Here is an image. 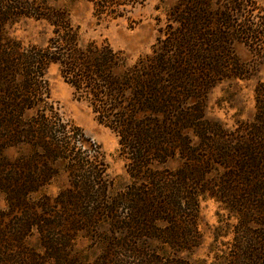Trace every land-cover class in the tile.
<instances>
[{
    "label": "trees",
    "instance_id": "obj_1",
    "mask_svg": "<svg viewBox=\"0 0 264 264\" xmlns=\"http://www.w3.org/2000/svg\"><path fill=\"white\" fill-rule=\"evenodd\" d=\"M98 19L147 0H85ZM171 1L150 52L132 60L86 39L61 0H0V264H199L202 201L235 226L215 264H264V79L255 114L208 115L213 90L249 74L237 43L264 60L258 0ZM51 28L45 44L12 34L22 19ZM56 64L75 96L119 137L129 181L117 187L101 146L51 95ZM59 183L56 195L45 187ZM233 226V224H232Z\"/></svg>",
    "mask_w": 264,
    "mask_h": 264
},
{
    "label": "rangeland",
    "instance_id": "obj_2",
    "mask_svg": "<svg viewBox=\"0 0 264 264\" xmlns=\"http://www.w3.org/2000/svg\"><path fill=\"white\" fill-rule=\"evenodd\" d=\"M264 4V0H258ZM70 9L74 24L79 25L86 39L101 41L107 39L116 49L126 51L132 60L150 52L158 36V30L164 25L166 9L171 1L147 0L137 6L127 17L117 19H98L93 14V6L85 0H61ZM12 34L24 44H45L51 35V28L43 20L22 19L12 27ZM236 51L247 64L249 74L235 83H225L216 87L209 100L208 115L217 118L229 126L238 119L250 120L255 114V87L264 79V60L257 57L252 49L243 43H237ZM51 95L61 115L80 126L87 137L101 146L108 163V173L117 187L129 181L125 169V160L119 154V137L110 128L100 123L89 104L78 99L73 88L62 77L59 67L52 64L47 71ZM45 192L56 195L59 183L53 182L45 187ZM0 206L4 202L0 200ZM224 213L213 199L202 201L200 207L199 229L202 244L190 255L199 264H215L218 258L234 252L237 219L229 220L230 229L222 232L215 242L216 227L220 214ZM233 224V226H232Z\"/></svg>",
    "mask_w": 264,
    "mask_h": 264
}]
</instances>
